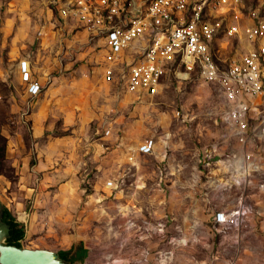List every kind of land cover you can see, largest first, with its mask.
<instances>
[{
	"label": "rangeland",
	"instance_id": "1",
	"mask_svg": "<svg viewBox=\"0 0 264 264\" xmlns=\"http://www.w3.org/2000/svg\"><path fill=\"white\" fill-rule=\"evenodd\" d=\"M216 2L208 0L203 15L219 25L212 53L224 71L254 46L243 33L249 11L264 17V0H244L239 10ZM227 27L240 36H228ZM103 56V39L61 19L51 0H0V204L22 225V248L59 253L82 242L89 254L82 264H186L183 215L163 211L162 196L191 190L197 171L218 185L209 163L235 144L221 121L223 94L177 61L166 64L155 94L131 93L125 79L138 53L125 51L113 81L103 76ZM22 66L40 86L37 95L27 93ZM150 140L151 153H138ZM234 180L230 188L240 194L226 213L252 212L218 232L240 238L254 207L242 172ZM235 264H264V257Z\"/></svg>",
	"mask_w": 264,
	"mask_h": 264
},
{
	"label": "built area",
	"instance_id": "2",
	"mask_svg": "<svg viewBox=\"0 0 264 264\" xmlns=\"http://www.w3.org/2000/svg\"><path fill=\"white\" fill-rule=\"evenodd\" d=\"M207 1L146 0L140 3L136 0H51V4L61 19L75 22L89 36L103 39L105 79L114 80L119 60L125 51L133 49L138 57L128 65L125 88L131 93L155 94L166 64L177 61V66L184 74L195 72L204 83L219 86L226 107L221 121L230 138L242 148L255 146L260 141L262 149L264 17L258 15L257 11H249L251 24L243 37L254 46L221 71L212 53L219 25L204 19L203 9ZM216 1L219 5L239 10L244 0ZM225 30L228 36H240L236 27H227ZM139 40L143 41V45L133 48L132 45ZM20 71L22 80L28 83L27 93L37 95L40 86L30 80L26 67L22 66ZM152 148L153 141H146L138 147L137 152L150 154ZM238 159L247 162L253 157L244 153L239 158L236 153L228 152L222 162L227 164ZM240 169L244 171L243 184L247 186V178L251 174H258L260 167L246 164ZM228 175L231 178L230 186L235 183V173L230 171ZM262 187L261 182L259 188ZM251 212L249 206H238L230 213H216L214 219L218 224L235 226Z\"/></svg>",
	"mask_w": 264,
	"mask_h": 264
},
{
	"label": "crops",
	"instance_id": "3",
	"mask_svg": "<svg viewBox=\"0 0 264 264\" xmlns=\"http://www.w3.org/2000/svg\"><path fill=\"white\" fill-rule=\"evenodd\" d=\"M257 143L255 146L249 145L246 148L236 143L233 146L227 145L228 152H233L237 148V152L234 153L239 158L247 153L253 157L251 161L243 162L238 159L226 164L222 160H216L209 163L212 165L208 169L211 173L210 177L218 185L211 186L210 181L204 177V173L197 171L191 190L180 189L177 193L170 191L166 195L163 194V211L178 213L184 218V221L179 223V230L184 231L185 239L182 241L186 244L183 245V252L187 256H182V260L186 264H231L232 262L235 264L244 263L247 256L251 254L264 257V148L261 149L260 141ZM218 148L220 146L216 150ZM215 155L218 156V154ZM203 157V154H200L198 163L204 161ZM246 164H256L260 167L258 174H251L247 178L248 185L244 188L245 200L254 207V215L249 219L240 238L233 231L221 235L218 230L223 226L214 221V215L230 211L238 200L236 196L240 194L239 188H230L231 178L228 174L230 171L238 175L241 172L244 174L240 166L245 167ZM261 182L263 187L259 188ZM191 215L201 220L193 221ZM199 230L203 232L198 234ZM240 246L243 247V253L233 254L232 249L235 250V247ZM198 253H202V258Z\"/></svg>",
	"mask_w": 264,
	"mask_h": 264
},
{
	"label": "water",
	"instance_id": "4",
	"mask_svg": "<svg viewBox=\"0 0 264 264\" xmlns=\"http://www.w3.org/2000/svg\"><path fill=\"white\" fill-rule=\"evenodd\" d=\"M9 227L2 221L0 204V264H69L59 254L47 249H26L7 245Z\"/></svg>",
	"mask_w": 264,
	"mask_h": 264
},
{
	"label": "trees",
	"instance_id": "5",
	"mask_svg": "<svg viewBox=\"0 0 264 264\" xmlns=\"http://www.w3.org/2000/svg\"><path fill=\"white\" fill-rule=\"evenodd\" d=\"M2 221L9 227V236L5 240L7 245L20 246V240L24 236V229L22 225L17 223L7 209H2ZM60 258L69 264H82L88 254V249L84 247L82 242L72 245L66 251H60Z\"/></svg>",
	"mask_w": 264,
	"mask_h": 264
}]
</instances>
